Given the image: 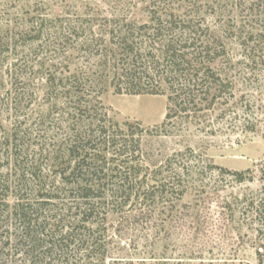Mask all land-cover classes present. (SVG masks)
Wrapping results in <instances>:
<instances>
[{"label": "rangeland", "instance_id": "1", "mask_svg": "<svg viewBox=\"0 0 264 264\" xmlns=\"http://www.w3.org/2000/svg\"><path fill=\"white\" fill-rule=\"evenodd\" d=\"M167 1L185 10L192 3ZM148 3L153 2L0 0V179L16 180L13 189L0 193V200L13 205L24 196L40 207L44 191L59 187L47 210L40 212L41 221L47 231L57 233L77 224L74 205L79 201L63 185L61 174L69 165L67 151L80 122L74 102L45 87L50 73L76 72L89 79L94 135L97 124L105 123L111 134L133 145V153L120 158L111 151L104 172L94 174V184L106 188L127 176L136 193L128 205L106 200L99 208L95 221L100 235L106 230L108 245L95 255H106L107 264H264V223L245 214L264 185V52L250 54L239 38L227 40L236 66L229 72L234 96L227 92L188 119L175 116L164 133L158 128L168 113V92L116 93L111 86L113 60L105 67L108 48L96 38L109 29L103 16L120 12L141 23ZM77 22L86 25L81 37L74 34ZM88 23L94 24L92 29ZM108 55L115 57L112 51ZM217 167L251 169L246 177L253 180L238 182ZM162 184L166 192L152 197ZM13 230L12 242L0 251V264L50 263L42 251L28 252L30 246L15 238L20 234L15 224ZM75 250L51 264H94V249Z\"/></svg>", "mask_w": 264, "mask_h": 264}, {"label": "trees", "instance_id": "2", "mask_svg": "<svg viewBox=\"0 0 264 264\" xmlns=\"http://www.w3.org/2000/svg\"><path fill=\"white\" fill-rule=\"evenodd\" d=\"M186 1L192 2L187 6L188 10H185L184 5L181 8L171 7L167 0H152L153 3H148L142 9L144 12L140 13L141 23L120 12H111L109 17H96V20H106L105 27L109 28L96 38L103 40L107 44L106 51H112L115 56L110 58L108 53L104 54L105 67H109L107 64L113 60L110 73L111 86L115 88V92H168V113L162 126L158 128L164 133L169 131L168 125L175 116L183 114L188 119L205 108L204 106L215 104L225 93L229 92L234 96L229 72L232 66H236L227 40L239 38L246 50H250V54L256 50L264 52V0ZM203 6L207 8L204 11L201 10ZM78 18L79 21L86 20ZM90 18L86 21H94V17ZM210 18L212 23L207 22ZM78 25L79 23L74 25V34L81 37V29L86 25L84 22ZM87 25L91 26L90 29L94 26L89 23ZM43 26L40 25V28ZM89 31L93 36L96 35L94 31ZM84 33L85 29L82 30V34ZM6 44L10 45L11 42ZM3 50H0V63ZM64 62L69 70L70 63L66 58ZM2 70L3 67H0V76L3 78ZM16 77L19 78L18 75ZM88 81L82 74L70 71L50 73L45 78L48 91H61L63 96L74 102L75 114L80 122L73 144L71 143L67 151L69 165L61 174L63 185L71 188L74 198L79 201L74 205L77 224L57 233L47 231L41 221L40 212L47 210L49 199L54 198L52 194L59 187H55L54 191H44L42 196L45 201L40 203V207H35L24 196H19L13 205L0 200V251L12 242L15 224L20 232L15 238L30 246L28 252L42 251L43 258L49 260V264L53 262V258L61 261L62 254L72 253L75 249L78 252H90L94 249V264H107L106 255H95L96 250L105 249L108 245L106 230L103 236L100 235V225L95 217L99 208L106 205V200L110 204L128 205L136 193L133 184L126 180L127 176L126 179H121V183L106 188L104 185L102 187L101 184H94V174L104 172L107 155L111 151L120 158L133 153V145L128 139L111 134L105 123L97 124V133L94 135V103ZM219 169L235 176L238 182L253 180L252 175L246 177L252 173L251 169ZM261 173L264 183V168ZM15 183V179H0V193L5 189H13ZM39 188V191L45 190L43 187ZM102 188L104 192L99 193ZM156 189L157 192H153L152 197L158 198L166 192L165 184ZM247 209L245 214L253 215L256 220L264 223V185L260 196L252 199L247 204ZM112 262L111 264H124L118 263L124 262L121 260ZM157 262L155 264H163ZM82 264L89 263L85 261Z\"/></svg>", "mask_w": 264, "mask_h": 264}]
</instances>
